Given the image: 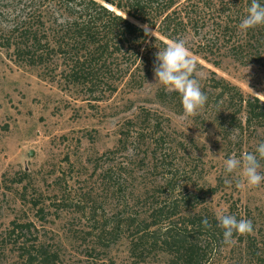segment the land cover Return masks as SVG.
Here are the masks:
<instances>
[{
    "label": "rangeland",
    "instance_id": "1",
    "mask_svg": "<svg viewBox=\"0 0 264 264\" xmlns=\"http://www.w3.org/2000/svg\"><path fill=\"white\" fill-rule=\"evenodd\" d=\"M189 54L207 96L194 115L176 101L160 103L157 92L173 90L154 74L90 102L0 49V264H17L23 248L37 244L56 256L53 264H176L159 246L133 254L127 234L114 244L111 234L119 221L147 220L167 196L187 194L198 196L193 213L208 221L228 214L252 223L251 233L228 244L223 233L202 238L203 264H264V183L250 187L223 163L254 152L264 126L236 131L228 115L237 104L216 102L210 86L224 80L264 103V67L232 59L215 67ZM211 188L218 189L205 197Z\"/></svg>",
    "mask_w": 264,
    "mask_h": 264
},
{
    "label": "trees",
    "instance_id": "2",
    "mask_svg": "<svg viewBox=\"0 0 264 264\" xmlns=\"http://www.w3.org/2000/svg\"><path fill=\"white\" fill-rule=\"evenodd\" d=\"M250 2L0 0V49L16 64L39 69L44 80L64 89H77L86 100L100 102L106 94L115 93L120 82L132 83L141 76L142 84L147 82L154 74L156 53L177 39L185 41L189 53L215 67L224 59L264 67V26L248 31L238 27ZM144 25L158 36H146ZM210 82L216 102L237 104L228 115L236 131L264 126V103L245 98L224 80ZM157 98L163 105L176 101L183 109L176 91L163 88ZM260 163L264 167V160ZM165 186L174 192L171 180ZM217 189H207L205 197L214 195ZM195 200L199 202L197 195L187 194L181 199L167 196L152 208L147 220L128 217L119 221L111 243L127 234L133 254L144 256L147 246H159L176 264H203L207 250L202 238H220L223 230L217 217L208 221L200 213H193L198 206ZM13 224L16 228L28 227ZM125 228L128 233L122 232ZM23 250L17 264H53L56 258L40 244Z\"/></svg>",
    "mask_w": 264,
    "mask_h": 264
},
{
    "label": "clouds",
    "instance_id": "3",
    "mask_svg": "<svg viewBox=\"0 0 264 264\" xmlns=\"http://www.w3.org/2000/svg\"><path fill=\"white\" fill-rule=\"evenodd\" d=\"M264 26V0H251L246 15L239 23V29L248 31ZM146 36H153V30L148 25L143 26ZM196 71L195 60L189 54L183 39L173 40L156 53V63L153 68L156 83L166 89L180 94L185 115H194L204 107L207 96L201 91ZM264 160V141H260L254 152L242 153L240 156L230 155L224 160V171L236 174L250 187L264 183V174L260 161ZM220 228L223 230L224 243H231L234 234L252 232L250 220L237 219L234 215L221 214L217 216ZM206 223V221H205Z\"/></svg>",
    "mask_w": 264,
    "mask_h": 264
},
{
    "label": "water",
    "instance_id": "4",
    "mask_svg": "<svg viewBox=\"0 0 264 264\" xmlns=\"http://www.w3.org/2000/svg\"><path fill=\"white\" fill-rule=\"evenodd\" d=\"M111 10H113L112 8H110Z\"/></svg>",
    "mask_w": 264,
    "mask_h": 264
}]
</instances>
